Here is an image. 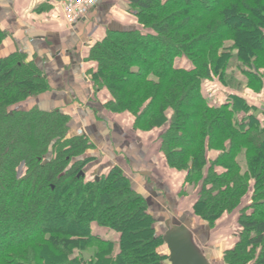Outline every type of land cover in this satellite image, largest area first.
Here are the masks:
<instances>
[{
	"label": "trees",
	"instance_id": "trees-1",
	"mask_svg": "<svg viewBox=\"0 0 264 264\" xmlns=\"http://www.w3.org/2000/svg\"><path fill=\"white\" fill-rule=\"evenodd\" d=\"M128 1L138 27L108 30L91 48L95 94L109 92L105 107L130 114L136 132L159 133L198 218L215 226L236 217L226 262L264 264V122L247 98L224 94L233 60L251 94L262 93L264 0ZM6 36L0 27V45ZM49 88L25 53L0 57V264H162L149 201L123 170L88 171L94 145L69 136L60 110H9ZM110 231L117 241L103 238Z\"/></svg>",
	"mask_w": 264,
	"mask_h": 264
},
{
	"label": "crops",
	"instance_id": "crops-1",
	"mask_svg": "<svg viewBox=\"0 0 264 264\" xmlns=\"http://www.w3.org/2000/svg\"><path fill=\"white\" fill-rule=\"evenodd\" d=\"M66 0H0V27L6 39L0 45V57L23 52L42 70L49 83L45 93L30 97L14 109L29 111L60 110L70 118L69 136L86 135L94 148L86 153L93 158L87 170L94 175L110 166H119L133 187L148 197L149 211L156 219L158 236H164L167 227L159 218H172L176 224H185L194 234L196 244L212 264H228L226 250L239 240L236 217H225L215 226L193 213L195 198H180L186 172L171 170L160 154L159 133H141L133 129L134 118L128 114L109 111L105 106L111 95L107 91L95 94L88 70L93 45L102 41L108 30L126 31L139 25L128 0H97L85 16L69 25L63 6ZM243 94L249 104L263 111L264 88L261 95H252L247 84ZM229 93L240 95L236 91ZM245 114L240 115L242 119ZM73 124V126H72ZM83 133V134H82ZM218 152L213 151L214 160ZM162 193L172 198L154 194ZM152 202V203H151ZM110 241H117L116 232L106 233ZM159 252L166 256L162 264H170L168 245L163 242Z\"/></svg>",
	"mask_w": 264,
	"mask_h": 264
},
{
	"label": "water",
	"instance_id": "water-1",
	"mask_svg": "<svg viewBox=\"0 0 264 264\" xmlns=\"http://www.w3.org/2000/svg\"><path fill=\"white\" fill-rule=\"evenodd\" d=\"M166 227L163 240L168 245L170 264H212L210 255H206L196 244L188 226L176 224L170 218Z\"/></svg>",
	"mask_w": 264,
	"mask_h": 264
},
{
	"label": "rangeland",
	"instance_id": "rangeland-1",
	"mask_svg": "<svg viewBox=\"0 0 264 264\" xmlns=\"http://www.w3.org/2000/svg\"><path fill=\"white\" fill-rule=\"evenodd\" d=\"M190 2H192V0ZM225 82L227 85L226 87L228 88V91L226 93H224L226 96L228 95V92H232V91H234V92L236 91L237 93H240V95L243 97H244L243 94H245V93L247 94V91H245V89H246L245 86L248 83V79L241 73L240 69H238V63L236 65L235 60H233L231 62V65H230L228 74L226 76ZM218 88H220V85H219V82L217 80H215L212 83L207 84L208 93L212 96V98L217 95V92H218L217 89ZM18 105L19 104L11 106L9 108V110H14ZM255 113H257L262 118L263 111L261 109L257 110V112H255ZM240 115H243V113H241ZM72 126H73V124H72ZM181 188L182 189H180V191H179L180 192V194H179L180 198H195V193L193 191V188H191V187H187V188L181 187ZM154 191H155L154 194L156 196L163 197V198H172V197L168 196L166 193H162L161 188L158 186L154 188ZM15 198H16V196H15ZM159 219L161 221H163V223L166 226L170 218H162V216H160ZM132 229H133V232H136V230H138L137 226H134V228H132ZM16 235H18V233H15L14 234L15 237H13V238H17ZM106 236L107 235L104 234L103 238L108 240ZM93 252L94 251L91 250L89 253H85L84 258L89 259L93 255Z\"/></svg>",
	"mask_w": 264,
	"mask_h": 264
},
{
	"label": "built area",
	"instance_id": "built-area-1",
	"mask_svg": "<svg viewBox=\"0 0 264 264\" xmlns=\"http://www.w3.org/2000/svg\"><path fill=\"white\" fill-rule=\"evenodd\" d=\"M97 0H66L63 6L64 16L69 25L79 22L87 11L96 5Z\"/></svg>",
	"mask_w": 264,
	"mask_h": 264
}]
</instances>
